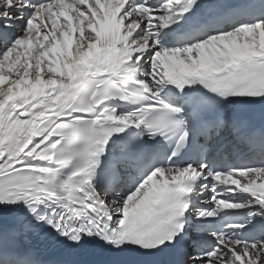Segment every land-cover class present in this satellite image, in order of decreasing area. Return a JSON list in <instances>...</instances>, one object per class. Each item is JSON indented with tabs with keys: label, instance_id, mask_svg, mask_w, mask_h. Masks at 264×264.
Instances as JSON below:
<instances>
[{
	"label": "snow or ice",
	"instance_id": "obj_1",
	"mask_svg": "<svg viewBox=\"0 0 264 264\" xmlns=\"http://www.w3.org/2000/svg\"><path fill=\"white\" fill-rule=\"evenodd\" d=\"M0 264H264V0H0Z\"/></svg>",
	"mask_w": 264,
	"mask_h": 264
},
{
	"label": "bare ground",
	"instance_id": "obj_2",
	"mask_svg": "<svg viewBox=\"0 0 264 264\" xmlns=\"http://www.w3.org/2000/svg\"><path fill=\"white\" fill-rule=\"evenodd\" d=\"M230 195H231V194H230ZM239 195H241V194H239ZM239 195H237V196H239ZM237 196H236V197H237Z\"/></svg>",
	"mask_w": 264,
	"mask_h": 264
}]
</instances>
